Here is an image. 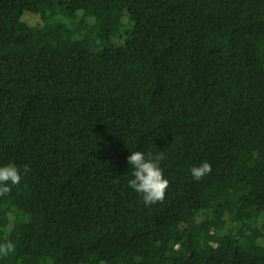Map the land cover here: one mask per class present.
I'll use <instances>...</instances> for the list:
<instances>
[{"label":"trees","instance_id":"trees-1","mask_svg":"<svg viewBox=\"0 0 264 264\" xmlns=\"http://www.w3.org/2000/svg\"><path fill=\"white\" fill-rule=\"evenodd\" d=\"M8 163L0 264H264V0H0Z\"/></svg>","mask_w":264,"mask_h":264},{"label":"clouds","instance_id":"clouds-1","mask_svg":"<svg viewBox=\"0 0 264 264\" xmlns=\"http://www.w3.org/2000/svg\"><path fill=\"white\" fill-rule=\"evenodd\" d=\"M165 159L163 153L153 154L149 151L145 154L143 151L137 150L127 157L128 163L132 166L133 178L129 180V187L142 195L146 205H152L163 202L170 181L165 178L161 161ZM30 171L29 165L23 166V172L14 163L0 166V196L11 192V186L19 185L23 176ZM194 179L200 180L205 175L210 174L212 166L208 162H202L199 166L190 169ZM16 245L8 240L0 243V258L7 257L10 253H14Z\"/></svg>","mask_w":264,"mask_h":264}]
</instances>
